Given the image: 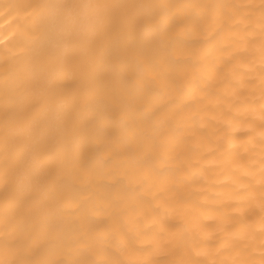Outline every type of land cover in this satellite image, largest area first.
<instances>
[{
  "label": "bare ground",
  "instance_id": "1",
  "mask_svg": "<svg viewBox=\"0 0 264 264\" xmlns=\"http://www.w3.org/2000/svg\"><path fill=\"white\" fill-rule=\"evenodd\" d=\"M0 264H264V0H0Z\"/></svg>",
  "mask_w": 264,
  "mask_h": 264
}]
</instances>
